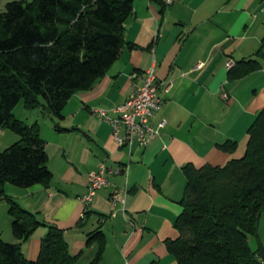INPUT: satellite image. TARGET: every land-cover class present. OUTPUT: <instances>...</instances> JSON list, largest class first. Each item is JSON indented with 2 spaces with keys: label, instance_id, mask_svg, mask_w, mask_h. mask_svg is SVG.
Segmentation results:
<instances>
[{
  "label": "crops",
  "instance_id": "obj_1",
  "mask_svg": "<svg viewBox=\"0 0 264 264\" xmlns=\"http://www.w3.org/2000/svg\"><path fill=\"white\" fill-rule=\"evenodd\" d=\"M132 11L124 24L127 46L88 91L67 100L61 118L40 111L37 119L14 114L26 125H39L52 178L47 186L6 184L4 192L21 209L62 231L75 264H90L95 257L97 242L89 238L96 231L105 241L97 264H175L166 242L178 237L174 224L182 211L183 168L224 167L243 157L247 131L264 108V0H133ZM230 60H255L259 68L231 79ZM149 69L165 102L150 124L163 120L165 125L144 148L119 146L110 125L91 109H105L113 117L111 110L129 97L133 84L142 85ZM170 80L173 86L165 94ZM18 140L14 132L1 130L0 150ZM227 142L234 143L232 152L221 150ZM99 163L122 171L107 175V187L83 208L79 199L87 191V176ZM114 190L123 192L125 201L112 211ZM1 200L3 238L11 218L8 203ZM256 229L248 242L253 252L264 249V213ZM46 232L40 227L21 244L26 259L36 260ZM3 239L18 242L10 231Z\"/></svg>",
  "mask_w": 264,
  "mask_h": 264
},
{
  "label": "trees",
  "instance_id": "obj_2",
  "mask_svg": "<svg viewBox=\"0 0 264 264\" xmlns=\"http://www.w3.org/2000/svg\"><path fill=\"white\" fill-rule=\"evenodd\" d=\"M132 5L133 0H12L0 13V130L19 137L0 152V198L9 205V227L18 241L0 238V264H75L62 231L21 209L4 192L6 184L47 186L52 178L39 125L19 121L13 110L21 103L26 110L61 118L67 100L88 91L127 46L124 24ZM258 68L255 60H247L235 62L228 72L234 79ZM247 136L244 156L224 167L183 168L182 211L174 224L178 237L166 242L175 264L264 263V249L253 252L248 243L257 236L264 213V108ZM233 148L232 142L221 146L226 152ZM43 226L47 232L39 255L30 261L20 252L21 244ZM90 236L98 249L90 264H97L104 236L100 231Z\"/></svg>",
  "mask_w": 264,
  "mask_h": 264
},
{
  "label": "built area",
  "instance_id": "obj_3",
  "mask_svg": "<svg viewBox=\"0 0 264 264\" xmlns=\"http://www.w3.org/2000/svg\"><path fill=\"white\" fill-rule=\"evenodd\" d=\"M234 63L232 60L228 61L226 68L228 70L231 69ZM131 77L136 78V75L133 74ZM172 86L173 81H168L163 88L164 93L168 94ZM131 90L129 97L111 110L113 117L109 116L108 111L105 109H91V114L110 125L112 140L117 145L130 146L132 143H136L144 148L161 134V129H163L165 122L161 120L153 127L150 124V120L155 116L156 112L162 109L165 102L158 92L153 69L147 70L145 84L140 86L133 84ZM223 98H225L224 94ZM120 129L123 130V133H121ZM121 171V169L105 167L103 163L97 164L96 168L87 176V191L79 199L82 207L89 206L94 199L95 193L107 187L109 184L107 175H117ZM110 196L112 211H114L115 207H121L124 204L125 195L123 192L114 190ZM83 216L84 213L81 218Z\"/></svg>",
  "mask_w": 264,
  "mask_h": 264
},
{
  "label": "rangeland",
  "instance_id": "obj_4",
  "mask_svg": "<svg viewBox=\"0 0 264 264\" xmlns=\"http://www.w3.org/2000/svg\"><path fill=\"white\" fill-rule=\"evenodd\" d=\"M10 1H12V0H0V13L1 12H3L4 11V9H5V5L7 4V2H10ZM27 1H31V0H27ZM23 106H22V104L21 103H19L16 107H15V110H14V113H13V115L14 114H16V116H19V117H22V119H23V117L25 118V117H27L28 115H30V116H32V117H35L36 119L38 118V116H39V110H26L25 108H22ZM22 112H24V114L22 115ZM25 113H27V116H24L25 115ZM22 115V116H21ZM27 121V120H26ZM2 131L3 132H10V130H8V129H2ZM2 150H0V152H1ZM9 231H10V233H11V230H10V227H9V230L7 231V232H3V238H6V233L7 234H9ZM2 238V237H1ZM1 239L3 242H5V243H9V242H6L4 239Z\"/></svg>",
  "mask_w": 264,
  "mask_h": 264
},
{
  "label": "bare ground",
  "instance_id": "obj_5",
  "mask_svg": "<svg viewBox=\"0 0 264 264\" xmlns=\"http://www.w3.org/2000/svg\"><path fill=\"white\" fill-rule=\"evenodd\" d=\"M143 82L142 84H145L146 83V77H147V71L143 74Z\"/></svg>",
  "mask_w": 264,
  "mask_h": 264
}]
</instances>
